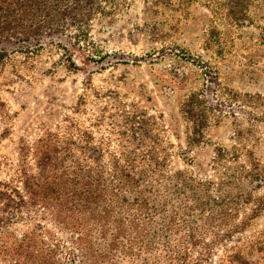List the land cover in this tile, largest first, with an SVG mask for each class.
<instances>
[{
	"label": "rangeland",
	"instance_id": "obj_1",
	"mask_svg": "<svg viewBox=\"0 0 264 264\" xmlns=\"http://www.w3.org/2000/svg\"><path fill=\"white\" fill-rule=\"evenodd\" d=\"M29 1L0 0V182L16 181L21 164L37 174L35 145L49 133L60 147L87 130L110 151L136 148L130 128L140 115L154 122L140 146L166 148L167 174L185 170L223 194H251L228 216L245 227L204 264H264V0H82V12L93 5L88 18L66 19L53 43L33 51L21 34ZM209 78L217 118L203 143L189 144L181 106ZM34 210L0 228V243L53 228L49 213ZM219 225L205 212V243Z\"/></svg>",
	"mask_w": 264,
	"mask_h": 264
},
{
	"label": "trees",
	"instance_id": "obj_2",
	"mask_svg": "<svg viewBox=\"0 0 264 264\" xmlns=\"http://www.w3.org/2000/svg\"><path fill=\"white\" fill-rule=\"evenodd\" d=\"M86 2L89 10L82 12V0H30L21 33L35 46L28 51L53 43L66 19L88 18L93 5ZM208 81L202 92H193L181 106L192 124L189 144L203 143L209 117L217 118L208 98L213 81ZM149 120L133 116L130 131L139 146L120 153L102 142L91 143L87 130L76 138L67 136L63 147L59 145L64 141L53 133L38 140L37 174L21 164L16 181L0 182V228L26 219L25 213L34 209L49 213L54 226L52 230L38 224L20 237L5 234L0 255L7 264H204L213 246L231 240L245 227L228 216L251 194H223L214 181H202L185 170L167 174L166 148L140 146L143 139H150L149 130L143 128L154 125ZM71 148L82 156L70 154ZM218 150L219 158H224L226 150ZM62 152L67 154L56 159ZM205 212L221 225L214 240L206 243Z\"/></svg>",
	"mask_w": 264,
	"mask_h": 264
}]
</instances>
